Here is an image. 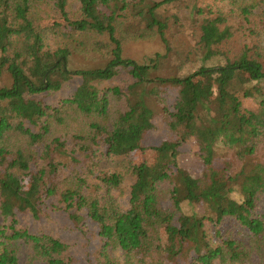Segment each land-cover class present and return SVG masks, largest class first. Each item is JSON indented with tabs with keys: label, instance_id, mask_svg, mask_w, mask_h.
Segmentation results:
<instances>
[{
	"label": "trees",
	"instance_id": "obj_1",
	"mask_svg": "<svg viewBox=\"0 0 264 264\" xmlns=\"http://www.w3.org/2000/svg\"><path fill=\"white\" fill-rule=\"evenodd\" d=\"M0 264H264V0H0Z\"/></svg>",
	"mask_w": 264,
	"mask_h": 264
},
{
	"label": "rangeland",
	"instance_id": "obj_2",
	"mask_svg": "<svg viewBox=\"0 0 264 264\" xmlns=\"http://www.w3.org/2000/svg\"><path fill=\"white\" fill-rule=\"evenodd\" d=\"M170 11H171L170 7L163 8L161 9V14L166 15ZM180 36H182L183 38L179 39V41L182 42L183 44H185L186 38L187 39L190 38V34L188 31L181 33ZM164 48H165L164 44L160 40H157L148 45L140 44L137 49L149 55V53L154 54L157 51H160L161 49L164 50ZM80 61L81 62L80 63L78 62V64L82 65L84 68H96V67L103 65V63H99V62L95 63V62L83 61V60H80ZM243 75H247V74H243ZM163 161L157 160V162L153 166V171L155 172L161 171ZM41 207L42 206L35 207L34 211L36 212V216H33L32 211L29 213H26L23 216H20V219L22 220V224L25 225L26 227H29L35 230H44V228H47V227L56 228L58 231L62 233L63 237H65L73 245H75L76 247L75 253H78V259L81 260V262L87 263L88 261H93L96 255V251L101 244L99 236L96 235L98 228L96 226H93L91 222H86L84 224V230H83L84 231L83 234L84 233L85 234L83 235L77 229L70 226L64 214L60 212L56 214L49 213L52 219L55 221L54 223H49L47 221V216L46 214L43 213V211L42 213L45 215L46 218L41 215L40 213ZM66 225H68L71 228V230L69 228L65 230L63 227H67Z\"/></svg>",
	"mask_w": 264,
	"mask_h": 264
}]
</instances>
